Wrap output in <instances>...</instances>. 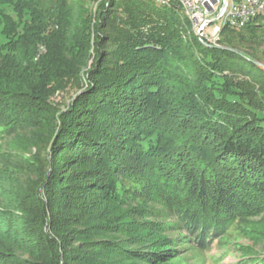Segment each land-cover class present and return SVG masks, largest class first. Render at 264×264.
Here are the masks:
<instances>
[{"label":"trees","instance_id":"16d2710c","mask_svg":"<svg viewBox=\"0 0 264 264\" xmlns=\"http://www.w3.org/2000/svg\"><path fill=\"white\" fill-rule=\"evenodd\" d=\"M218 43L177 3L0 0V109L80 91L53 114L55 203L37 195L39 218L21 216L37 227L17 231L30 264H161L264 213V64L248 50L264 46V17L225 26ZM131 203L147 237L99 221Z\"/></svg>","mask_w":264,"mask_h":264},{"label":"rangeland","instance_id":"374dc122","mask_svg":"<svg viewBox=\"0 0 264 264\" xmlns=\"http://www.w3.org/2000/svg\"><path fill=\"white\" fill-rule=\"evenodd\" d=\"M252 48L248 50L264 64V46L253 45ZM78 92L76 87H71L57 92L44 103L17 98V103H6L0 109V259H7L2 260L4 264H30L29 261L36 260L32 256V241H23L25 236L17 235V231L29 238L28 229L35 231L37 228L21 217L23 211L29 209L35 221L39 218L42 208L36 201L37 195L46 201V207L55 203L44 191L49 186L52 164L44 159L48 158L52 145L53 114L55 108H64ZM133 214L134 217L143 214L141 207L135 208L133 203L113 206L100 214L99 221L118 217L130 224H141V229L136 227L131 233L150 235L143 228V222L134 221ZM17 224L25 226L27 231L15 227ZM129 233L130 230L125 235ZM186 245L178 256L161 264H253L250 262L253 256L264 253V213L236 220L218 236H213L208 245Z\"/></svg>","mask_w":264,"mask_h":264},{"label":"built area","instance_id":"2783aa9c","mask_svg":"<svg viewBox=\"0 0 264 264\" xmlns=\"http://www.w3.org/2000/svg\"><path fill=\"white\" fill-rule=\"evenodd\" d=\"M180 5L192 30L205 43L219 45L225 26L241 29L257 16L264 17V0H152Z\"/></svg>","mask_w":264,"mask_h":264},{"label":"water","instance_id":"95a60500","mask_svg":"<svg viewBox=\"0 0 264 264\" xmlns=\"http://www.w3.org/2000/svg\"><path fill=\"white\" fill-rule=\"evenodd\" d=\"M210 44V43H209ZM210 45H213V44H210Z\"/></svg>","mask_w":264,"mask_h":264}]
</instances>
